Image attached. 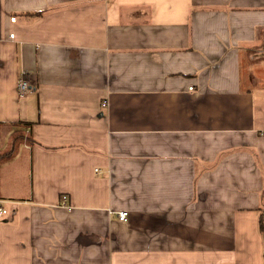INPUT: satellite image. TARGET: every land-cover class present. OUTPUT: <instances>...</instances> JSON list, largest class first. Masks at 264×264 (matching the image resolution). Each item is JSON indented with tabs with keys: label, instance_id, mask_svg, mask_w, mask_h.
Here are the masks:
<instances>
[{
	"label": "crops",
	"instance_id": "obj_1",
	"mask_svg": "<svg viewBox=\"0 0 264 264\" xmlns=\"http://www.w3.org/2000/svg\"><path fill=\"white\" fill-rule=\"evenodd\" d=\"M0 205V264H264V0H0Z\"/></svg>",
	"mask_w": 264,
	"mask_h": 264
},
{
	"label": "trees",
	"instance_id": "obj_2",
	"mask_svg": "<svg viewBox=\"0 0 264 264\" xmlns=\"http://www.w3.org/2000/svg\"><path fill=\"white\" fill-rule=\"evenodd\" d=\"M44 11L42 10H38V11H30V12H25V15H28L30 16V18H35V17H38L40 16ZM25 125H29L30 122H26L24 123ZM22 136H23V133L22 132H19V133H14L12 135V139H11V147H9V150L7 152H5L3 154V156L5 158H8L10 157L11 155H13V150L11 149L12 146H14L15 144L19 143L21 140H22ZM29 136V133H27V137ZM260 229L261 231H263V224H262V220L260 219Z\"/></svg>",
	"mask_w": 264,
	"mask_h": 264
},
{
	"label": "built area",
	"instance_id": "obj_3",
	"mask_svg": "<svg viewBox=\"0 0 264 264\" xmlns=\"http://www.w3.org/2000/svg\"><path fill=\"white\" fill-rule=\"evenodd\" d=\"M12 20H14V18H12ZM189 89H191V86L189 87ZM17 90L20 95L24 94L28 90L27 81L24 79H20L17 83ZM103 104H105V102H103ZM6 213H8L7 210L0 205V214H6ZM127 215L128 212L122 210L118 212L117 217L119 220H125L127 218Z\"/></svg>",
	"mask_w": 264,
	"mask_h": 264
}]
</instances>
